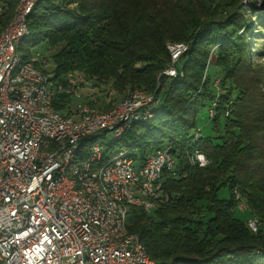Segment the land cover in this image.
Masks as SVG:
<instances>
[{"label": "trees", "instance_id": "obj_1", "mask_svg": "<svg viewBox=\"0 0 264 264\" xmlns=\"http://www.w3.org/2000/svg\"><path fill=\"white\" fill-rule=\"evenodd\" d=\"M16 3L0 0V33ZM245 3L39 0L27 17L29 34L19 45L24 62L39 67L32 58L41 45L53 63L46 74L62 79L73 72L108 83L117 99L109 100L107 92L99 110L112 109L139 89L158 98L153 116L114 144L139 159L170 144L177 158L164 180L169 200L152 213L132 206L127 218L128 230L140 235L154 264H264V63L253 65L250 51L251 39L262 36L264 12ZM170 42L189 45L174 77L164 74L171 65ZM256 51L264 54V47ZM58 100L57 109L73 112L71 98L60 94ZM204 109L211 124L206 133L199 125ZM94 139L82 141L86 152ZM194 150L207 157L206 166L187 160ZM224 188L229 198L220 196ZM236 193L248 210L238 208ZM252 217L259 221L256 233L247 225Z\"/></svg>", "mask_w": 264, "mask_h": 264}, {"label": "built area", "instance_id": "obj_2", "mask_svg": "<svg viewBox=\"0 0 264 264\" xmlns=\"http://www.w3.org/2000/svg\"><path fill=\"white\" fill-rule=\"evenodd\" d=\"M38 1L17 0L0 33V264H154L127 218L132 206L152 213L169 200L164 180L177 158L170 144L144 159L114 144L151 118L159 100L139 89L102 111L96 99L84 102L85 77L46 74L53 65L41 52L32 58L39 67L24 62L19 45ZM167 46L171 65L164 74L174 77L189 45ZM60 94L79 99L72 113L56 108ZM92 136L86 152L82 141ZM186 158L200 167L209 163L199 150ZM236 198L241 211L249 209L239 193ZM258 224L256 217L247 220L254 233Z\"/></svg>", "mask_w": 264, "mask_h": 264}, {"label": "rangeland", "instance_id": "obj_3", "mask_svg": "<svg viewBox=\"0 0 264 264\" xmlns=\"http://www.w3.org/2000/svg\"><path fill=\"white\" fill-rule=\"evenodd\" d=\"M246 2L249 1L250 3H252V5H250V3H245L247 8H252V9H256L258 13L264 12V0H245ZM257 28L259 27L258 25L256 26ZM262 32V36H259L260 38H252L251 39V47H250V51L252 52V56L253 57V65L256 63L262 64L264 63V54L260 53L257 54V48H263L264 47V30L261 31ZM35 51L38 52H43L45 55L49 56V51L46 49H43L40 46H37ZM256 53V54H255ZM50 62L52 63V61L50 60ZM53 65V63H52ZM51 70V69H50ZM211 73H213L214 75L216 74L218 68L216 67V65L214 64V62H212V65L210 67ZM215 80V77H211V81ZM87 85L86 87H83L81 89L82 92V97L84 99V102H88L89 99H96L97 100V104L100 102V100H104V94H107L108 92V99L109 100H113V99H117L115 98V94L114 92H112L110 90V85L108 83H96L94 80H87ZM96 83V84H95ZM218 83V87H220L219 81H215V84ZM100 98V99H99ZM79 100V99H74V105L75 106V102ZM99 101V102H98ZM117 102V101H116ZM208 109H204L201 114H200V120H199V125L200 127L203 128L202 132L206 133V131L208 130V128L211 126V124L208 122ZM109 138V137H108ZM220 196L222 198H229V190L224 188L220 191ZM238 216L242 219L246 218V213H240L237 212Z\"/></svg>", "mask_w": 264, "mask_h": 264}]
</instances>
